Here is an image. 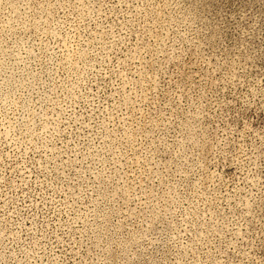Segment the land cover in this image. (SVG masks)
<instances>
[{
  "label": "rangeland",
  "instance_id": "374dc122",
  "mask_svg": "<svg viewBox=\"0 0 264 264\" xmlns=\"http://www.w3.org/2000/svg\"><path fill=\"white\" fill-rule=\"evenodd\" d=\"M0 264H264V0H0Z\"/></svg>",
  "mask_w": 264,
  "mask_h": 264
}]
</instances>
